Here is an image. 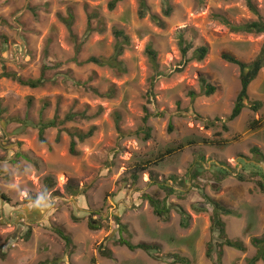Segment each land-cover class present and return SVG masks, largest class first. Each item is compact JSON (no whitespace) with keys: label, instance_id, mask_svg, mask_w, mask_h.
Returning <instances> with one entry per match:
<instances>
[{"label":"rangeland","instance_id":"obj_1","mask_svg":"<svg viewBox=\"0 0 264 264\" xmlns=\"http://www.w3.org/2000/svg\"><path fill=\"white\" fill-rule=\"evenodd\" d=\"M111 1L0 0V264H214L206 255L209 199L233 212L222 216L227 234L246 247L225 246L223 264H250L252 240L264 236V68L242 113L228 121L240 69L222 56H258L264 34L235 27L264 19V0H250L257 13L247 0H121L110 9ZM115 30L129 37L123 70L89 61L113 56ZM42 75L37 88L16 79ZM202 77L214 94H204ZM71 113L78 115L66 120ZM53 119L43 143L35 124ZM147 196L165 201L168 219ZM178 207L191 215L187 228ZM115 217L127 227L122 236L160 250L117 244ZM91 220L101 228L91 229ZM55 228L71 236V247Z\"/></svg>","mask_w":264,"mask_h":264},{"label":"trees","instance_id":"obj_2","mask_svg":"<svg viewBox=\"0 0 264 264\" xmlns=\"http://www.w3.org/2000/svg\"><path fill=\"white\" fill-rule=\"evenodd\" d=\"M121 0H113L109 4L110 9H114L116 4L120 2ZM247 3L249 7L257 13V10L255 6L252 4L250 0H247ZM144 5V3H143ZM146 6V5H145ZM144 6L143 9L146 7ZM166 14H170V8L166 10ZM142 15H145V12L142 11ZM156 21H158L160 24H162L159 21V18L155 17ZM69 29L72 27V21L66 22ZM235 30L242 31L245 33H258V34H264V19L260 18L256 21L248 22L244 25L235 27ZM114 34L117 38V44L115 47V52L113 56L109 58H97V57H91L89 59L90 62H93L97 65H108L111 67H116L120 70H123V63L119 60V57L122 55L124 46L129 43V37L121 30H115ZM181 48L184 55L187 54V51L189 49V45H186V42L184 39H181ZM149 58L153 64L157 63V52L152 48L148 47L147 49ZM208 53V48L203 46L200 47L197 50L196 58L201 61L205 58V56ZM227 62L235 64L240 69V82H241V89L237 96L236 102L234 104V108L232 110L231 115L227 119L228 121L235 120L243 111V109L246 107L245 101L248 99V93H249V87L251 83L258 77L260 71L264 68V45L261 48L260 53L258 56L251 62H244L235 56L231 54H223L222 56ZM19 83L32 87L37 88L40 86H43L45 84V78L43 75L41 78L37 80H23L21 78H16ZM201 85L202 90L205 95L210 96L214 94L216 91V87L212 84H210L205 77L201 78ZM192 98L196 96V93H191ZM262 103L260 101H255L254 105L252 106V109L255 111H258L261 107ZM77 113H71L67 115L66 120H73L77 117ZM216 120H220L217 118ZM145 123L148 121V115L144 118ZM39 128V139L41 142L46 143L45 139V131L48 128L57 127V119L49 120V121H41L38 124H35ZM169 130H172V126L169 127ZM150 127H146V137L148 138L150 136ZM94 132V129L90 130L87 134H78V137L81 140H84L85 138L92 136ZM206 142H212V144H219L215 143V141H206ZM75 146L76 141L73 139L71 142V153L75 152ZM175 149L171 148L169 149L166 154H170L174 152ZM144 170V169H142ZM225 173H228L227 170L224 171ZM133 178V184H135L138 180V175L134 174L132 175ZM160 188L166 190L167 195H171L175 193V190L172 186L167 185L166 183H162L159 185ZM261 189L264 190V183H260ZM147 199L149 200L151 206L154 209V213L158 215L159 217L163 219H168L169 213L171 211L170 207L165 203V201L159 200L158 198H155L153 196H147ZM209 203L213 206V212L211 214V231L213 233L212 240L207 244L206 248V255L208 258L213 260L214 264H223V248L225 246H228L230 248H234L240 251H245L246 247L244 244L239 240H233L229 238L227 231H226V223L222 219L223 215H229L233 212L230 209H227L224 205H222L218 201H214L209 199ZM179 213L181 216V226L187 228L189 226V222L191 219V215L184 210L181 207H178ZM198 211H205L206 207L205 205L199 206L197 208ZM97 215V214H96ZM116 222L119 226V231L121 233L120 237L117 240V244L120 246H126L131 251H136L138 249L143 250L147 253H154L160 250V247L155 244H147V243H138L134 244L130 241V239L122 236L123 232H128L126 225H124L120 218L115 217ZM89 227L93 230H98L101 228V225L99 223H96V221L91 220L89 222ZM56 233L66 242L67 246L71 247L73 245V240L70 235H68L62 228H55ZM31 235V231H28L26 237L29 238ZM214 236H217V239L214 238ZM253 246L257 249L256 255L251 259L250 264H256L258 261L264 262V236L259 238L255 237L252 240ZM103 254H107L108 256H112V253L108 251L106 253L105 251L102 252ZM216 253V256H215ZM179 262H186L185 259H177ZM45 264V263H42Z\"/></svg>","mask_w":264,"mask_h":264},{"label":"clouds","instance_id":"obj_3","mask_svg":"<svg viewBox=\"0 0 264 264\" xmlns=\"http://www.w3.org/2000/svg\"><path fill=\"white\" fill-rule=\"evenodd\" d=\"M36 207H39V205H35Z\"/></svg>","mask_w":264,"mask_h":264}]
</instances>
